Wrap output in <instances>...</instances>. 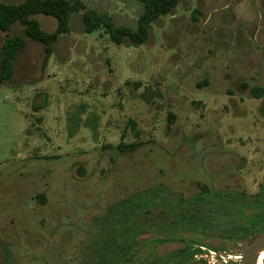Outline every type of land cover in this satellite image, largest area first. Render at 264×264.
Here are the masks:
<instances>
[{"label": "rangeland", "instance_id": "374dc122", "mask_svg": "<svg viewBox=\"0 0 264 264\" xmlns=\"http://www.w3.org/2000/svg\"><path fill=\"white\" fill-rule=\"evenodd\" d=\"M83 1L119 26L142 12ZM82 13L46 66L9 32L27 44L0 84V264H88L111 238L121 264H241L264 233V0H179L142 45L86 34ZM137 196L142 214L118 206Z\"/></svg>", "mask_w": 264, "mask_h": 264}, {"label": "trees", "instance_id": "16d2710c", "mask_svg": "<svg viewBox=\"0 0 264 264\" xmlns=\"http://www.w3.org/2000/svg\"><path fill=\"white\" fill-rule=\"evenodd\" d=\"M142 5V12L139 15L137 21V27L131 28L127 26H119L116 24L114 18L108 13H100L94 9H86V4L83 0H23L20 3H8L0 0V32L5 34L4 41L0 48V84L10 81L15 72L16 58L20 52L25 48L29 38L34 42H38L43 45L44 59L43 66H46L53 51L54 44L58 41L60 36L66 35L71 31V16L73 13H82V21L84 24V32L86 34H92L99 29H103L106 34L109 35L112 42L116 45H123L128 40L132 45L145 44L150 36L152 24L157 21L161 16L171 13L179 3V0H135ZM37 15H45L54 18L57 21V26L54 31H46L42 28L40 22L34 17ZM15 24H20L24 28V36L22 35H10L9 31ZM254 96L260 98L263 96L264 91L260 89L259 92L253 91ZM169 127H171L174 119V114H168ZM133 128H136L134 122L131 123ZM138 136V133H136ZM118 150L133 151L138 147L137 144L125 146L120 143ZM145 199L146 196L130 197L121 202L118 206L123 204H130L131 199L134 201L132 207H136V215H140L143 212L145 206L139 204L140 200ZM131 208V207H128ZM182 217L187 218L190 222L199 223L202 222L196 219L193 214H185L181 211ZM133 213V217L136 216ZM110 216V215H109ZM120 217V220H125V216ZM184 221V220H183ZM202 224V223H200ZM139 225L134 222L133 234L130 229L127 231V239L131 240V237L135 239ZM105 245L107 250L102 253V250L97 252L96 256L91 259L88 264H121L127 258L124 256L119 258L118 254L127 251V242L122 245V241L117 239H109ZM133 241V240H132ZM127 244V245H126ZM129 246V245H128ZM117 247V248H116ZM130 247V246H129ZM116 248V249H115ZM193 253L186 250L181 251L180 262L184 260H191ZM129 259V257H128ZM127 259V260H128Z\"/></svg>", "mask_w": 264, "mask_h": 264}, {"label": "water", "instance_id": "95a60500", "mask_svg": "<svg viewBox=\"0 0 264 264\" xmlns=\"http://www.w3.org/2000/svg\"><path fill=\"white\" fill-rule=\"evenodd\" d=\"M264 254V233L256 237L245 249L241 256V264H258Z\"/></svg>", "mask_w": 264, "mask_h": 264}, {"label": "crops", "instance_id": "0c3cea01", "mask_svg": "<svg viewBox=\"0 0 264 264\" xmlns=\"http://www.w3.org/2000/svg\"><path fill=\"white\" fill-rule=\"evenodd\" d=\"M22 1H23V0H22ZM22 1H21V2H22ZM19 3H20V2H19ZM15 25H17V24H15ZM15 25H13V27H14ZM18 25H20V24H18ZM20 26H21V25H20ZM13 27H12V28H13ZM21 27H22V26H21ZM12 28H11V29H12ZM22 28H23V27H22ZM55 29H56V28H55ZM9 32H10V31H9ZM1 33H2V32H1ZM3 34H4V33H3ZM10 35H11V34H10ZM23 35H24V28H23ZM12 36H14V35H12ZM25 47H26V46H25ZM23 50H24V49H23ZM23 50H22V51H23ZM20 53H21V52H20ZM19 55H20V54H19ZM19 55H18V56H19ZM17 58H18V57H17ZM17 58H16V60H17ZM15 69H16V67H15Z\"/></svg>", "mask_w": 264, "mask_h": 264}, {"label": "bare ground", "instance_id": "6f19581e", "mask_svg": "<svg viewBox=\"0 0 264 264\" xmlns=\"http://www.w3.org/2000/svg\"><path fill=\"white\" fill-rule=\"evenodd\" d=\"M258 264H263V261L261 260V257L259 258Z\"/></svg>", "mask_w": 264, "mask_h": 264}, {"label": "flooded vegetation", "instance_id": "af4514ba", "mask_svg": "<svg viewBox=\"0 0 264 264\" xmlns=\"http://www.w3.org/2000/svg\"><path fill=\"white\" fill-rule=\"evenodd\" d=\"M263 259H264V254L261 256V260L263 261ZM241 262V261H240Z\"/></svg>", "mask_w": 264, "mask_h": 264}]
</instances>
